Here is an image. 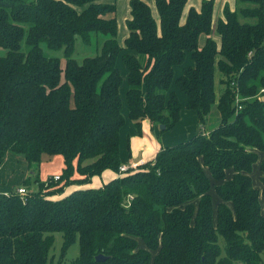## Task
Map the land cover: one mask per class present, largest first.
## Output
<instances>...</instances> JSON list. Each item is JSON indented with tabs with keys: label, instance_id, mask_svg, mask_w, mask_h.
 Returning a JSON list of instances; mask_svg holds the SVG:
<instances>
[{
	"label": "trees",
	"instance_id": "16d2710c",
	"mask_svg": "<svg viewBox=\"0 0 264 264\" xmlns=\"http://www.w3.org/2000/svg\"><path fill=\"white\" fill-rule=\"evenodd\" d=\"M186 1L154 0L157 23L147 3L129 0L123 44L135 53L122 54L126 102L137 127L147 118L171 128L182 108L169 91L173 66L190 52L194 67L176 85L199 132L101 186L63 194L69 183L121 164L116 6L0 0V163L6 152L29 165L43 156L64 159L59 180L36 176L37 191L23 199L0 192V264H51L54 232L62 233V251L78 240V256L65 264H264V0L224 6L219 46L210 37L213 0L190 8L182 23ZM94 33L105 36L99 52L77 61L75 38L89 43ZM44 48H62L64 64ZM213 106L219 120L206 129ZM256 162L260 188L251 175ZM98 253L106 259L95 260Z\"/></svg>",
	"mask_w": 264,
	"mask_h": 264
},
{
	"label": "crops",
	"instance_id": "0c3cea01",
	"mask_svg": "<svg viewBox=\"0 0 264 264\" xmlns=\"http://www.w3.org/2000/svg\"><path fill=\"white\" fill-rule=\"evenodd\" d=\"M97 1L99 2V0ZM109 1L110 0H103L101 1V3H107ZM143 1L149 5L154 19L156 20L157 23H159V15L154 0H143ZM201 1L202 0L186 1L181 13L182 23L185 21L186 15L190 8H194L196 10L200 9ZM121 3H122L121 6L117 4L116 13H115L116 21H117V34H118L117 42L121 46V48H123L117 55L116 67L118 68L121 75L119 94L122 102L121 111L125 117V123L119 131V158L121 163H128L129 161H136L140 159L142 160L152 159L161 148L183 142L185 140H188L192 136L196 135L199 132L200 126L195 111L185 107L187 100L185 93L182 92L176 85V79L183 74L184 69L187 67H194V61L191 58L190 52H186L182 63L173 66V78L169 91H173L176 94L182 107L180 109L179 118L177 122L171 128L160 132V130L157 128L159 124L151 123L147 118L141 119L138 127L129 118L128 105L126 102V92L128 89V79H127L128 68L123 63L122 54L126 52H131V53H135V52L124 49L123 41L128 34L126 20L130 16V9H129V0H122ZM224 6H228L230 10H235L238 8L239 3L238 0H213L210 37L216 42L217 46H219L220 44V37L217 34L216 30H214V28L216 26L217 19L223 18ZM205 39H206L205 35L200 36L199 46H202L204 44ZM214 79H215V89H217L216 91L218 92L221 86L218 85L219 72L216 65L214 69ZM213 108L216 109L215 106H213ZM263 156H264V152H260L259 158ZM51 157L54 158L53 160H55V158H57V160L54 162L53 160L49 159ZM40 162L38 163L39 173L36 176H38V178L41 181L46 180L48 177H53L54 175L61 174L64 168V159L63 156L60 154H55L52 156H43ZM48 162L49 164H52L53 162L55 164L53 166H49L46 169ZM30 167L31 165L28 164V162L23 158V156L11 152H6L5 155L3 156L2 162L0 163V192L15 190L18 186L25 185L23 182L26 179L30 180V176L28 175L30 171ZM112 172L114 171L109 169L102 171V174L105 173L107 175H110V178L105 182L109 181L110 179H112L117 175L116 173L113 174ZM40 173H42L41 177H40ZM230 175L231 172L230 171L227 172V177H229ZM251 175L254 186L258 187L254 182V178L258 179L260 175L258 162L254 164ZM63 182L64 181L61 180L59 182V185L62 184ZM102 184L98 186H101ZM72 185L73 184L64 187L62 193L63 194L68 193L76 189L98 187V186L71 187ZM25 188L27 189V191H30L29 190L30 187H25ZM56 195L58 196L60 194H55V196ZM216 198L218 197L216 196ZM218 200L219 198L217 199L216 202H218Z\"/></svg>",
	"mask_w": 264,
	"mask_h": 264
},
{
	"label": "rangeland",
	"instance_id": "374dc122",
	"mask_svg": "<svg viewBox=\"0 0 264 264\" xmlns=\"http://www.w3.org/2000/svg\"><path fill=\"white\" fill-rule=\"evenodd\" d=\"M101 1H103V0H99V2H101ZM121 2H122V0H110L107 3H113L117 7V4H119L121 6V4H122ZM217 21H218V19H217ZM215 28H216V26H215ZM215 28H214V30H215ZM104 37L105 36L102 34H95L94 33V34H92L91 41L89 43H85L82 41L80 36H77L74 40V50H73V54H72L73 57L76 58L77 61H80L86 55L90 56V55H94V54L98 53L101 41ZM117 37H118V34L116 35V38ZM44 51L46 54H50L52 56H57L60 60V64L61 65L64 64L65 59L63 56L62 48L57 49V50H50L48 48H44ZM218 120H219L218 113H217L215 108H212V111L209 113V115L207 117V121L205 123V128L209 129V128L215 126L218 123ZM159 125L157 126V128L160 130V132L165 131V130L160 129ZM49 159L53 160L54 158L51 157ZM56 160H57V158H55V160H53V161L55 162ZM54 162L52 164H49V162H48L46 169L49 166H53L55 164ZM38 173H39L38 164H36V163L31 164L30 171L28 174L30 176L29 185H24L25 187H30L29 190L31 192H36L38 189L37 188L38 186L34 180ZM112 173L114 174L116 172H112ZM41 174L42 173H40V177L42 176ZM111 176H112V174H111ZM72 177L73 178L77 177V178L83 179L84 174L75 171L73 173ZM109 178H110V175H107L105 173L102 174V172H101L98 175L96 174V175L91 176V178L88 180H83L81 182H73V183H71V184H73L71 187L98 186V185L104 183ZM57 180H59V178ZM254 182L258 187L261 186V184H260V182H258L257 178H254ZM71 184L69 183L68 185H71ZM60 186H61V184L57 187H60ZM43 192H44V190H43ZM211 194L213 196L214 203H215L218 198H216V195L214 193L213 188H211ZM51 196L57 197V195L55 196V194H53ZM128 199H130V197ZM138 241H139V246L143 247L142 241L140 239ZM61 247H62V233L61 232H54L53 233V243H52V245L49 249V252H48V261L51 262V264H65L67 262L72 261L73 259H75L78 256V253H79L78 240H75L65 251H62ZM261 257H262V260L264 262V250L261 252Z\"/></svg>",
	"mask_w": 264,
	"mask_h": 264
},
{
	"label": "built area",
	"instance_id": "2783aa9c",
	"mask_svg": "<svg viewBox=\"0 0 264 264\" xmlns=\"http://www.w3.org/2000/svg\"><path fill=\"white\" fill-rule=\"evenodd\" d=\"M260 92L264 94V88L260 89ZM145 162V160H136V161H129L128 163H121L119 165V168L116 172V176H121L122 174H124L126 171L130 170V169H137L140 165H142ZM59 178V175H54L53 179L57 180ZM11 191V190H10ZM10 191H4L3 193L8 195L10 193ZM15 193H17L22 199L24 198V196L27 194V189L25 188L24 185L18 186L15 190Z\"/></svg>",
	"mask_w": 264,
	"mask_h": 264
},
{
	"label": "water",
	"instance_id": "95a60500",
	"mask_svg": "<svg viewBox=\"0 0 264 264\" xmlns=\"http://www.w3.org/2000/svg\"><path fill=\"white\" fill-rule=\"evenodd\" d=\"M261 99L264 101V94L261 96ZM160 129H164V124H160L159 125ZM106 259V256L103 255L102 253H98L96 256H95V260L97 261H103Z\"/></svg>",
	"mask_w": 264,
	"mask_h": 264
}]
</instances>
